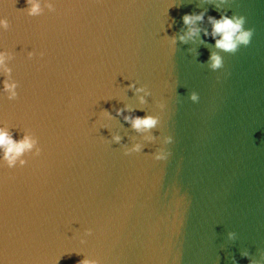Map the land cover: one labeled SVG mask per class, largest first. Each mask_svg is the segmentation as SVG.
Returning a JSON list of instances; mask_svg holds the SVG:
<instances>
[{
  "label": "water",
  "instance_id": "1",
  "mask_svg": "<svg viewBox=\"0 0 264 264\" xmlns=\"http://www.w3.org/2000/svg\"><path fill=\"white\" fill-rule=\"evenodd\" d=\"M34 3L0 0V129L34 142L0 147V264H264V0ZM225 14L254 29L235 54Z\"/></svg>",
  "mask_w": 264,
  "mask_h": 264
},
{
  "label": "clouds",
  "instance_id": "2",
  "mask_svg": "<svg viewBox=\"0 0 264 264\" xmlns=\"http://www.w3.org/2000/svg\"><path fill=\"white\" fill-rule=\"evenodd\" d=\"M17 2V0H16ZM28 5H31L29 9V15H36L39 12V5L34 3V0H26ZM205 16V12H201L199 14H186L183 17V23L185 26L189 27V31L185 35L179 36V39L182 42L187 43L188 39L196 37L199 35L200 29L195 25L197 22H202ZM209 23L212 24V32L211 35L213 38L219 37L216 39L215 46L225 52L235 54L238 50L239 45L243 44L245 47L251 43L252 37L254 35V29H244V24L246 23V17L233 15L232 17H228L226 14L222 15L220 19H216L215 17L209 16L208 17ZM0 27L7 29L9 27V22L7 19L0 18ZM205 31V35H208L207 30ZM172 43L175 44L176 37L171 38ZM212 63L211 67L213 70L219 69L223 67V60L221 55L217 53H212L210 57ZM4 62V55L0 53V65ZM16 85L15 84H8L5 83L6 90L11 92L10 99L16 97V92L14 91ZM130 87H135L134 85H130ZM145 91L144 88L137 89V92ZM192 100H198V95L193 93L191 96ZM143 100V97H141ZM163 107V105H162ZM125 109H117V114H123ZM125 120L129 121L132 124V127L139 131L143 132L146 130H151L157 126L159 123V117L154 116H136L135 118L125 116ZM114 139L119 142L120 137L115 136ZM151 139V137H148ZM172 137H167V142H172ZM33 141H31L28 137H25L19 143H16L12 140L8 132L0 129V147L5 148L6 152V159L9 162V165H12L19 155H21L25 149H31L33 147ZM141 145L137 144L135 147V151H140ZM171 155L170 152H163L161 151L159 154L155 155L156 161H166L169 156ZM233 234H230L232 236ZM243 255L247 256V253H243ZM78 264H93L88 260H81ZM251 264V260H250Z\"/></svg>",
  "mask_w": 264,
  "mask_h": 264
}]
</instances>
